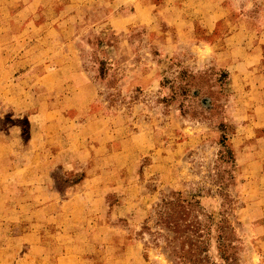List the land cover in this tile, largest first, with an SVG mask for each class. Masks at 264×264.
I'll return each mask as SVG.
<instances>
[{
	"label": "rangeland",
	"instance_id": "374dc122",
	"mask_svg": "<svg viewBox=\"0 0 264 264\" xmlns=\"http://www.w3.org/2000/svg\"><path fill=\"white\" fill-rule=\"evenodd\" d=\"M153 1L135 10L133 0H0V250L9 248L0 264H54L69 246L59 233H82L55 212L87 170L69 162L80 101L69 100L72 59L106 130L101 145L88 138V246L77 264H180L159 234L167 231L158 205L173 192L197 201L192 214L208 226L198 264H264L263 171L251 163L264 128H243L252 122L247 80L260 73L231 75L244 73L236 60L256 41L231 46L217 31L204 34L193 11L178 36L170 8L189 5ZM240 1L222 9L219 33L244 12L245 28L264 23V0H248V8ZM59 78L66 99L53 94Z\"/></svg>",
	"mask_w": 264,
	"mask_h": 264
},
{
	"label": "crops",
	"instance_id": "0c3cea01",
	"mask_svg": "<svg viewBox=\"0 0 264 264\" xmlns=\"http://www.w3.org/2000/svg\"><path fill=\"white\" fill-rule=\"evenodd\" d=\"M144 1L147 3V5H151V3L154 5H157L153 0H133L135 4V10L138 7V5L140 8V5L145 3ZM160 2L161 3L158 4L157 6L158 8L161 7L163 4H170V3H172L173 5H176V4L177 5L178 4L189 5V7H186V8H182L178 6L170 8V10L175 11V14L177 15L176 18L178 19V21L175 23L178 24L177 25V35L178 36L181 33L182 35H185L187 33V30H184L183 24L188 26V28L190 29V25L193 24L192 19H190V17L194 13L195 16L198 18V24H200L202 28L206 30L204 34H207L210 32L213 33L214 31L215 32L217 31L216 35L218 34L225 35L227 40H229L228 44H230L231 46H233L232 44L234 41L238 42L239 40H241L242 37H253L254 38V41L256 42L251 41L252 43L250 45L245 43V48H247L246 52L244 53L242 59L236 60L238 61V66L244 69L243 71L244 73L241 74V71H233L231 72V75H232L233 81H238L240 79L246 80L250 76V73H252V71L257 68V71L260 74H258V77L254 78L253 81L247 80V82H250V88L249 89L247 88L246 90L247 92H250L253 96L252 102H251L252 106L250 107V110H252V112L249 113L250 116L252 117V122L246 123L245 126H243V128L246 132H250L251 129L253 128L255 129L257 127L264 128V61H263L264 60V23L261 24L258 28H255V27L252 28V26L245 28V26L240 25V23L243 22V20L246 21L245 19H243L244 17L248 16L249 18V15H245L244 14L245 12H244L240 16L236 17V23H235L236 25L232 27V29L225 31V33H219V30L216 27L218 26V22L224 16L223 13H221L222 9L227 7L229 4H232L233 9L236 10L241 5L240 0H162ZM246 3H248V0L245 1V5ZM29 4L30 3H28V6ZM247 6L248 4L246 5V7ZM25 10L26 8L21 9L22 14ZM141 10L146 12L147 8L143 7L141 8ZM135 14L136 13H134V15ZM139 16H141V14H139ZM27 17L28 16L26 15L25 17H22V18H27ZM255 51H259V54H260V59L256 61L255 59H253L255 56H257V54H255ZM258 63L260 64L259 68L257 66ZM70 66L71 67L69 71L72 73V76L70 78L68 77V80H69L68 84L73 87L72 89L73 91H70L69 93L72 95L71 98L69 96V100H74L75 98V99L80 100L81 102L80 101L77 102L76 107L78 111L75 112V117L71 121L74 124L71 128H74V130L70 131L71 132L70 137H69L70 144L68 145L74 150H72V156H70L69 162L84 163L87 165V170H86V175L84 177L83 185L80 188H76L74 193L68 196V198L62 200L60 208L58 209V211H55V212L56 214H59L62 216L65 215L66 218L67 217L69 218V220L71 221L69 223L70 230L71 228H73V225H77V227H75L74 230L76 229V231H78V229H81V231L79 232H82V233L77 234V232L76 233L70 232L68 235H66V234H60L59 233L60 231L58 232L59 233L58 238H60L59 244H65L69 246H67V248L65 247L66 249H64V251L60 252L55 257L56 262L54 264H66L65 263L66 260L69 261L68 264H77L78 260L86 259L84 258L85 256L83 255L81 256L80 254L84 251L82 249V246L83 245L88 246V238H87L88 237V159H89L88 158V138L90 140H99L98 142H100V145H101L102 137L100 135H104L106 132V130H104L103 127L98 125V123L102 121L103 115L100 113H97V111H91L92 106L96 100L95 99L96 96L93 94V92L90 91L91 85L89 84L90 83L89 79L88 81L84 79L83 73L77 69V62H75L74 59H72ZM46 74L44 73L42 77H45ZM60 82H61V78H59L58 80H54L53 87H52V89H54L53 94L58 95L59 100L62 97L65 99L67 98L65 97V94L61 93L60 87L58 88V86H56V85H60L61 84ZM57 88L59 92L57 91ZM257 92L260 93L261 96H259L258 94H257V97L254 96L253 93H257ZM83 94L85 95L82 98H80V95H83ZM60 113L61 111L58 109L57 114H60ZM82 114L85 116L83 120L80 119V115ZM65 128L66 127L63 126L62 130H64ZM48 135L49 133H43V136L40 135L42 139L41 142L46 141L45 137H47ZM120 141H123V139H121ZM259 146H260L259 150H261V152L258 153L259 150H254L255 151L253 154L254 160L251 163H254L255 166L260 167V169L263 171L261 181H264V169H263L264 143H261ZM58 155H59V152H57L56 155H54L57 158V160L60 158V156ZM57 162L63 164L62 160H59ZM93 180H94V177H93ZM101 195L102 193L100 191L96 193V197H99ZM75 203H77L80 207H79V210L76 211L75 214H73L72 213L73 209L71 211L69 210V208L74 206ZM262 209H264V206ZM78 212L83 213L84 216H83V219L82 218L79 219V221L81 222H77L74 224L73 216L78 214ZM77 235L80 237V239L76 237ZM27 236L29 235L27 234ZM73 236L75 237V239L73 238ZM25 240H28V239L22 238L21 242H24ZM6 243H9V241L7 242L6 240ZM0 251L2 253L4 252V254L6 255L9 254L8 247ZM11 254L12 252L9 255L10 258L12 257ZM0 257H2V255H0ZM4 257L7 258V256H4ZM37 258L39 259L40 256H37Z\"/></svg>",
	"mask_w": 264,
	"mask_h": 264
},
{
	"label": "trees",
	"instance_id": "16d2710c",
	"mask_svg": "<svg viewBox=\"0 0 264 264\" xmlns=\"http://www.w3.org/2000/svg\"><path fill=\"white\" fill-rule=\"evenodd\" d=\"M197 205V201L182 197L181 192H173L158 205L159 225L167 231L166 234L158 233L166 237L169 255L180 264H198L202 261L199 255L204 250V236L208 234L205 231L208 226L201 224L192 214ZM220 244L223 249L227 246L225 243Z\"/></svg>",
	"mask_w": 264,
	"mask_h": 264
}]
</instances>
